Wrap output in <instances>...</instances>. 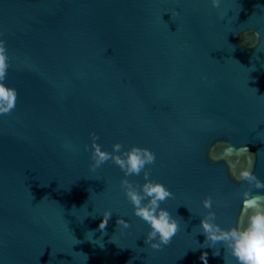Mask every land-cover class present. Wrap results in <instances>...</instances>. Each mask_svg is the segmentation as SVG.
I'll return each mask as SVG.
<instances>
[{
    "label": "water",
    "instance_id": "water-1",
    "mask_svg": "<svg viewBox=\"0 0 264 264\" xmlns=\"http://www.w3.org/2000/svg\"><path fill=\"white\" fill-rule=\"evenodd\" d=\"M0 38L18 92L0 114V264H224L194 227L206 196L221 223L242 215L226 144L264 179V0H0ZM97 141L156 153L169 244H145L115 163L89 168Z\"/></svg>",
    "mask_w": 264,
    "mask_h": 264
},
{
    "label": "clouds",
    "instance_id": "clouds-1",
    "mask_svg": "<svg viewBox=\"0 0 264 264\" xmlns=\"http://www.w3.org/2000/svg\"><path fill=\"white\" fill-rule=\"evenodd\" d=\"M210 2L213 7H217L220 0ZM9 60L6 43L0 38V114L10 113L17 102V90L6 82ZM90 135L94 137L95 133ZM63 146L66 151L75 148L71 141H66ZM84 148L88 149L89 145L85 144ZM243 152H248L249 157L242 160ZM252 156L245 145L226 144L217 157L229 166L230 174L241 186L242 190L239 191L238 197L244 205L242 215L234 223L228 225L221 223L213 208L212 197L206 196L202 199V204L208 211L199 216L200 223L194 227L198 229L196 233L203 234L204 245L213 249V255L219 256L221 249L223 250L224 264H227L225 254L232 258L233 264H264V179L255 173ZM90 160L91 170L112 161L122 171L120 184L132 205L133 214L148 226L144 236L145 244L152 249H160L169 244L179 224L171 211L163 206V202L172 197L173 192L163 181L152 178L149 170V166L156 163V153L149 147L137 144L125 146L120 141L113 142L111 149H108L97 141L91 144ZM129 177L142 179L134 181ZM112 213L107 208L101 212L102 219L99 223L101 230L106 228ZM117 225L126 229L130 221L119 215ZM87 235L91 238L92 232ZM206 255L205 253L204 257Z\"/></svg>",
    "mask_w": 264,
    "mask_h": 264
}]
</instances>
